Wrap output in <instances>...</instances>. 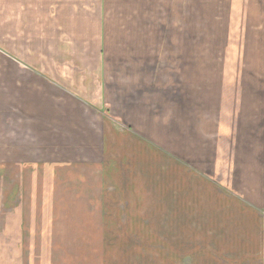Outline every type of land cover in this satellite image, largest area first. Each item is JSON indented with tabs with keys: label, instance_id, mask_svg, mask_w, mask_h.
I'll list each match as a JSON object with an SVG mask.
<instances>
[{
	"label": "rangeland",
	"instance_id": "1",
	"mask_svg": "<svg viewBox=\"0 0 264 264\" xmlns=\"http://www.w3.org/2000/svg\"><path fill=\"white\" fill-rule=\"evenodd\" d=\"M211 2L0 0L6 260L198 264L235 234L240 166L264 161V0Z\"/></svg>",
	"mask_w": 264,
	"mask_h": 264
},
{
	"label": "crops",
	"instance_id": "2",
	"mask_svg": "<svg viewBox=\"0 0 264 264\" xmlns=\"http://www.w3.org/2000/svg\"><path fill=\"white\" fill-rule=\"evenodd\" d=\"M212 3L235 6L243 2L241 0H216V2H211L210 4ZM249 3L259 4L260 2L249 1ZM258 150H260L259 146L254 147L252 153L248 155L241 166L235 163V168L240 166L242 174L241 183L238 186L239 189L235 191V222L231 223V226L235 229V234L230 238L223 236L217 237V239L214 238L216 242L212 243L211 246L215 247L216 254L199 257L198 264H231L234 258L235 264H264V221L257 215L258 211L264 212V161L260 164L256 160L255 155ZM201 226L206 232L214 229L217 231L227 229L224 227L227 224L217 218L216 220L202 223ZM187 228L191 229L190 225ZM206 236H208L207 233ZM205 243L207 244L206 241ZM260 252L262 255H258ZM257 257L261 259L258 263L256 262ZM220 258H226L231 261L226 263L220 261ZM13 262L14 258L6 260L5 254H0V264H14Z\"/></svg>",
	"mask_w": 264,
	"mask_h": 264
}]
</instances>
